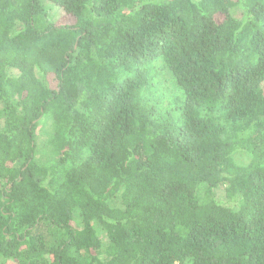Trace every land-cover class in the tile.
<instances>
[{
    "label": "trees",
    "instance_id": "trees-1",
    "mask_svg": "<svg viewBox=\"0 0 264 264\" xmlns=\"http://www.w3.org/2000/svg\"><path fill=\"white\" fill-rule=\"evenodd\" d=\"M0 264H264V0H0Z\"/></svg>",
    "mask_w": 264,
    "mask_h": 264
},
{
    "label": "rangeland",
    "instance_id": "rangeland-1",
    "mask_svg": "<svg viewBox=\"0 0 264 264\" xmlns=\"http://www.w3.org/2000/svg\"><path fill=\"white\" fill-rule=\"evenodd\" d=\"M62 18V16H59V19H61ZM64 21V19L62 20V22ZM236 161L238 162V163H240V164H245V163H248V161H247V158L244 156V155H238L237 157H236ZM223 194H224V190L223 189H220L219 191H218V196H219V198L221 199V200H223Z\"/></svg>",
    "mask_w": 264,
    "mask_h": 264
}]
</instances>
